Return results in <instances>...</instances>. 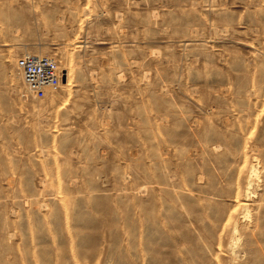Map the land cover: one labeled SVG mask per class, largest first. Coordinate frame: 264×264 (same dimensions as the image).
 <instances>
[{"label": "rangeland", "instance_id": "obj_1", "mask_svg": "<svg viewBox=\"0 0 264 264\" xmlns=\"http://www.w3.org/2000/svg\"><path fill=\"white\" fill-rule=\"evenodd\" d=\"M0 264H264V0H0Z\"/></svg>", "mask_w": 264, "mask_h": 264}, {"label": "built area", "instance_id": "obj_2", "mask_svg": "<svg viewBox=\"0 0 264 264\" xmlns=\"http://www.w3.org/2000/svg\"><path fill=\"white\" fill-rule=\"evenodd\" d=\"M16 66L22 74L26 94L32 98L42 99L48 91H57L64 76V68L49 55L25 53L16 60Z\"/></svg>", "mask_w": 264, "mask_h": 264}, {"label": "water", "instance_id": "obj_3", "mask_svg": "<svg viewBox=\"0 0 264 264\" xmlns=\"http://www.w3.org/2000/svg\"><path fill=\"white\" fill-rule=\"evenodd\" d=\"M65 73H66V71L64 72L63 81H65L67 78Z\"/></svg>", "mask_w": 264, "mask_h": 264}, {"label": "bare ground", "instance_id": "obj_4", "mask_svg": "<svg viewBox=\"0 0 264 264\" xmlns=\"http://www.w3.org/2000/svg\"><path fill=\"white\" fill-rule=\"evenodd\" d=\"M27 53H29V52H27ZM29 54H34V53H29ZM66 74V73H65ZM66 81V80H65ZM65 81H63V79H62V82H61V86H62V84H63V82H65ZM49 92V91H48Z\"/></svg>", "mask_w": 264, "mask_h": 264}]
</instances>
